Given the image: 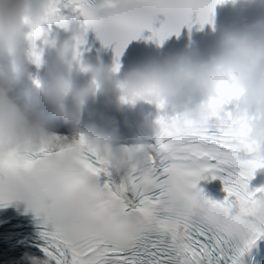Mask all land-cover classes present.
Returning <instances> with one entry per match:
<instances>
[{
    "label": "snow or ice",
    "instance_id": "obj_1",
    "mask_svg": "<svg viewBox=\"0 0 264 264\" xmlns=\"http://www.w3.org/2000/svg\"><path fill=\"white\" fill-rule=\"evenodd\" d=\"M44 2L43 21L60 25L68 11L75 12L86 30L113 47L119 71L125 47L145 30L151 32L148 39L162 44L183 27L212 24L215 7L227 0ZM39 35L35 29L28 33L37 65ZM241 95L239 88L218 87L206 102L214 110L210 126L183 144L172 142L181 115L159 116L160 135L147 166L142 172L130 168L118 182L83 134L67 142L56 136L0 157V207L22 201L39 222L36 247L44 259L32 257V264H237L264 238V218L254 213L264 187L250 191L248 183L264 168V158L247 139L253 117L228 110ZM101 175L108 178L103 183ZM208 177L221 179L227 193L223 201L209 200L227 211L222 226L211 224L201 210L206 197L198 185Z\"/></svg>",
    "mask_w": 264,
    "mask_h": 264
},
{
    "label": "clouds",
    "instance_id": "obj_2",
    "mask_svg": "<svg viewBox=\"0 0 264 264\" xmlns=\"http://www.w3.org/2000/svg\"><path fill=\"white\" fill-rule=\"evenodd\" d=\"M239 3L241 9L252 4L264 6V0ZM98 7L103 8V3ZM45 9L44 0H0V157L38 148L56 136L67 142L78 140L83 134L116 175L133 167L142 172L148 157L156 151L155 144L147 143L146 137L122 142L116 119L89 110V104L103 96L104 107H114L116 111L134 108L139 103L154 104L158 109L162 104V109L173 113L179 110L181 119L172 129V142L183 144L194 139L195 132L210 126L214 110L206 102L222 86L242 90L236 110H255L247 139L255 145V155L264 158V18L240 28H222L216 54L207 60L181 55L163 64L133 67L117 79L114 66L82 58L88 30L75 12L68 11L67 19L58 25L68 33L61 39L45 27L49 25L43 21ZM34 29L42 40L37 48L39 65L31 56L33 41L28 37ZM45 49L51 54L47 61L43 59ZM33 64L37 68L45 66L42 77H33L29 70ZM79 75L88 77L85 84L77 83ZM18 84L23 86L19 94L15 91ZM186 97H200L203 102L189 106ZM41 104L53 111L45 112ZM85 113L89 123L82 122ZM58 117L63 118L68 135L59 133ZM157 119L141 125L155 140L160 135ZM209 200L206 198L201 209L206 219L213 225H224L227 211ZM254 213L264 218V196L258 197Z\"/></svg>",
    "mask_w": 264,
    "mask_h": 264
}]
</instances>
